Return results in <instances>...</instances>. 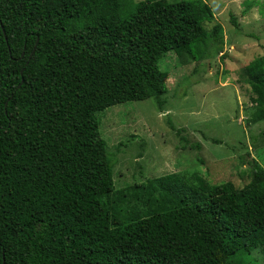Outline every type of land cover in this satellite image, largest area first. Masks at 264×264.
<instances>
[{
    "label": "trees",
    "instance_id": "obj_1",
    "mask_svg": "<svg viewBox=\"0 0 264 264\" xmlns=\"http://www.w3.org/2000/svg\"><path fill=\"white\" fill-rule=\"evenodd\" d=\"M103 3L0 0V264H252L257 247L264 259L256 163L240 189L166 175L146 180L154 208H118L99 113L160 109L162 56L222 38L202 0ZM246 75L248 123L263 122L264 56Z\"/></svg>",
    "mask_w": 264,
    "mask_h": 264
},
{
    "label": "rangeland",
    "instance_id": "obj_2",
    "mask_svg": "<svg viewBox=\"0 0 264 264\" xmlns=\"http://www.w3.org/2000/svg\"><path fill=\"white\" fill-rule=\"evenodd\" d=\"M202 2L212 13L204 28L220 25L222 45L200 41L162 56L160 109L147 99L99 113V137L113 160L112 197L120 198L122 210L154 208L157 194L149 193L146 180L175 175L185 186L199 179L240 189L252 163L264 170V121L248 123L254 105L246 81V67L264 56V0ZM261 250L249 254L252 264H264Z\"/></svg>",
    "mask_w": 264,
    "mask_h": 264
}]
</instances>
